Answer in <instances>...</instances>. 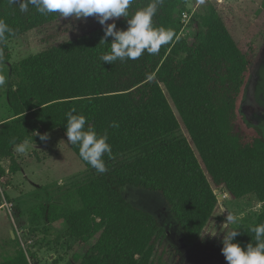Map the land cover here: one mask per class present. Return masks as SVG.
I'll return each instance as SVG.
<instances>
[{
  "label": "trees",
  "instance_id": "16d2710c",
  "mask_svg": "<svg viewBox=\"0 0 264 264\" xmlns=\"http://www.w3.org/2000/svg\"><path fill=\"white\" fill-rule=\"evenodd\" d=\"M149 2L134 0L130 15ZM156 2L154 25L175 32L156 55L145 52L136 60L113 63L100 59L113 42L105 37L107 25L127 30L130 16H122L12 67L8 100L13 116L0 128V178L6 173L4 159L13 160L19 145H42L48 138L41 141L40 135L49 137L56 130L66 135V114L73 109L109 137L112 153L103 157L108 169L103 174L69 143L90 172L79 190L81 207L69 192L68 204L47 202L33 210L32 224L66 222L73 241L66 264H150L154 243L165 229L156 216L128 201L126 186L160 193L189 244L199 240L213 215L215 188H224L235 200L255 194L262 203L257 222L236 231L234 243L255 247L252 229L264 224V134L242 113L253 51L240 48L214 6L205 14L193 13L192 37L181 33L182 12H191L186 0ZM0 19L13 30L0 40L1 66L12 59L14 38L65 17L41 16L31 5L21 12L18 3L0 0ZM178 115L191 140L182 133ZM113 122L118 127H110ZM19 170L13 165L10 172ZM90 242L89 251L80 255ZM0 264L30 261L21 250Z\"/></svg>",
  "mask_w": 264,
  "mask_h": 264
},
{
  "label": "rangeland",
  "instance_id": "374dc122",
  "mask_svg": "<svg viewBox=\"0 0 264 264\" xmlns=\"http://www.w3.org/2000/svg\"><path fill=\"white\" fill-rule=\"evenodd\" d=\"M213 4L240 48L253 51L252 74L242 113L250 126L259 128L264 134V0H186L187 7L199 14L207 13ZM100 25L95 16L80 19L69 16L10 42L12 59L0 66V75L7 81L0 86V128L13 116L8 100V91L14 80L13 65ZM183 33L194 37L196 31L192 29ZM163 89L172 102L164 85ZM179 119L182 133L191 140L185 124ZM24 145L26 150L23 153L16 147L15 158L3 162L6 173L0 178V205H3L0 208V263L17 257L23 250L30 264H66L73 255L69 246L73 241L67 237L66 222L32 224L30 220L33 210L41 204H68L66 195L69 192L77 195L76 206L81 207L79 190L89 181L90 172L72 150L67 136L59 130L50 133L42 145ZM130 158L128 155L124 160ZM13 165L20 166V170L10 172ZM215 193L218 203L211 219L199 240L189 244L160 193L134 186L124 188L128 201L156 216L165 229L164 237L154 243L150 264H228L221 252L224 238L233 230L255 224L262 204L253 194L235 200L224 188H215ZM226 194L228 196L223 197ZM229 214L235 217L234 223L227 221ZM92 245L90 242L80 249V255L84 256Z\"/></svg>",
  "mask_w": 264,
  "mask_h": 264
},
{
  "label": "clouds",
  "instance_id": "9594fccd",
  "mask_svg": "<svg viewBox=\"0 0 264 264\" xmlns=\"http://www.w3.org/2000/svg\"><path fill=\"white\" fill-rule=\"evenodd\" d=\"M158 2L160 5L163 4V0H158ZM10 3H18L21 12H27L31 5L41 16L57 13L61 17L72 16L80 19L96 15L102 25L110 18L130 16L127 30H115V23L108 24L105 28V37H113V42L110 44V50L100 56L103 62L136 60L145 52L156 55L161 47L169 44L175 36L172 29L154 25L153 17L157 14L156 0H151L131 15L129 8L134 0H10ZM12 32L8 24L0 19V40L6 39V33L11 35ZM101 42L106 43L104 38ZM0 62H3L2 57H0ZM6 82V78L0 75V86H4ZM73 112L75 109L66 114L68 142L79 147L82 160L90 164L98 173L107 172L103 157L107 154L110 158L112 153L107 131L103 134L98 133L94 126L88 124L84 115H74ZM110 127H118V124L113 122ZM39 138L44 141L48 138V134L40 135ZM25 150L24 144L17 147V151L21 153ZM227 221L234 223L235 217L229 214ZM252 231L257 241L255 247L249 244L246 248H242L238 243H234L233 238L238 234L235 230L224 238L221 252L228 264H264V239H262L264 224L254 227Z\"/></svg>",
  "mask_w": 264,
  "mask_h": 264
},
{
  "label": "built area",
  "instance_id": "2783aa9c",
  "mask_svg": "<svg viewBox=\"0 0 264 264\" xmlns=\"http://www.w3.org/2000/svg\"><path fill=\"white\" fill-rule=\"evenodd\" d=\"M193 13L194 12H192V11L190 12L188 10H185V11L182 12V15H181V21H182V24H183V27H182V30H181L182 34H185V33H183L184 31H191L192 30L191 27H190V22H191V19L193 17ZM225 196H228V194L224 195L223 197H225ZM11 206H13V205L11 204Z\"/></svg>",
  "mask_w": 264,
  "mask_h": 264
},
{
  "label": "crops",
  "instance_id": "0c3cea01",
  "mask_svg": "<svg viewBox=\"0 0 264 264\" xmlns=\"http://www.w3.org/2000/svg\"><path fill=\"white\" fill-rule=\"evenodd\" d=\"M214 5V4H213ZM215 6V5H214ZM215 8L217 9V11L220 13V11L218 10V8L215 6ZM220 15H221V13H220ZM221 17H222V15H221ZM222 19H223V17H222ZM224 20V19H223ZM225 22V21H224ZM226 24V23H225ZM227 26V25H226ZM228 28V27H227ZM229 30V29H228ZM230 31V30H229ZM250 195H252V194H249V195H247V196H250ZM253 195H255V194H253ZM247 196H245V197H247ZM256 196V195H255ZM245 197H243V198H245ZM242 198H240V199H238V200H241ZM260 202V201H259ZM260 204H262L261 202H260ZM3 205L1 204L0 205V208L2 207ZM262 206V205H261Z\"/></svg>",
  "mask_w": 264,
  "mask_h": 264
}]
</instances>
